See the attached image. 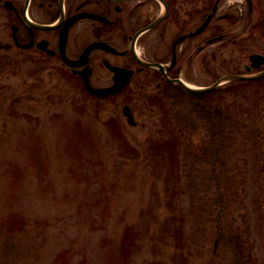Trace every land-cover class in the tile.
Segmentation results:
<instances>
[{
  "label": "rangeland",
  "instance_id": "1",
  "mask_svg": "<svg viewBox=\"0 0 264 264\" xmlns=\"http://www.w3.org/2000/svg\"><path fill=\"white\" fill-rule=\"evenodd\" d=\"M43 79L3 96L0 264H264L258 82L137 92L130 127L123 100Z\"/></svg>",
  "mask_w": 264,
  "mask_h": 264
},
{
  "label": "flooded vegetation",
  "instance_id": "2",
  "mask_svg": "<svg viewBox=\"0 0 264 264\" xmlns=\"http://www.w3.org/2000/svg\"><path fill=\"white\" fill-rule=\"evenodd\" d=\"M263 58L264 0H0V114L5 90L70 76L80 90L84 80L118 85L104 98L123 100L135 117L137 92L159 101L172 87L191 102L176 80L205 86L215 70H264ZM254 109L263 113L264 97Z\"/></svg>",
  "mask_w": 264,
  "mask_h": 264
},
{
  "label": "water",
  "instance_id": "3",
  "mask_svg": "<svg viewBox=\"0 0 264 264\" xmlns=\"http://www.w3.org/2000/svg\"><path fill=\"white\" fill-rule=\"evenodd\" d=\"M251 78H255L253 77H245V76H234V75H229V76H225L222 79H220L218 82H216L213 86L208 87V88H204V89H192V88H187L184 86V88L189 91V92H195V93H199V92H205V91H210L214 88H216L220 83L222 82H226V81H233V80H243V79H251ZM87 88L89 89L90 92H92L93 94H98V95H106L109 93H114L117 91V89H106V90H98V89H92L89 87L88 83H86ZM123 113L128 116L129 114L127 113V111H125V109L123 110ZM129 124H134L132 121V118L129 117L128 119Z\"/></svg>",
  "mask_w": 264,
  "mask_h": 264
}]
</instances>
